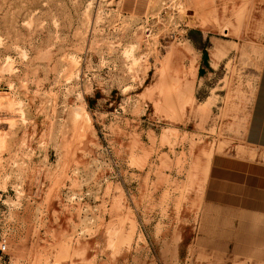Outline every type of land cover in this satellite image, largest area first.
<instances>
[{
    "label": "rangeland",
    "instance_id": "1",
    "mask_svg": "<svg viewBox=\"0 0 264 264\" xmlns=\"http://www.w3.org/2000/svg\"><path fill=\"white\" fill-rule=\"evenodd\" d=\"M263 57L264 0H0V264H264L209 168Z\"/></svg>",
    "mask_w": 264,
    "mask_h": 264
},
{
    "label": "crops",
    "instance_id": "2",
    "mask_svg": "<svg viewBox=\"0 0 264 264\" xmlns=\"http://www.w3.org/2000/svg\"><path fill=\"white\" fill-rule=\"evenodd\" d=\"M239 151L226 155L213 154L209 168L230 181L223 184L225 192H232L240 202L253 208H264V57L257 74L253 98L246 118L241 120ZM228 190V191H227ZM233 250H237L236 247Z\"/></svg>",
    "mask_w": 264,
    "mask_h": 264
},
{
    "label": "built area",
    "instance_id": "3",
    "mask_svg": "<svg viewBox=\"0 0 264 264\" xmlns=\"http://www.w3.org/2000/svg\"><path fill=\"white\" fill-rule=\"evenodd\" d=\"M260 162L264 164V154L260 156ZM7 245L5 242H0V254H4L6 252Z\"/></svg>",
    "mask_w": 264,
    "mask_h": 264
}]
</instances>
